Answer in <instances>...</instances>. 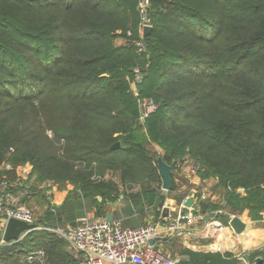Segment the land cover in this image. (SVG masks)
<instances>
[{
	"label": "trees",
	"instance_id": "obj_1",
	"mask_svg": "<svg viewBox=\"0 0 264 264\" xmlns=\"http://www.w3.org/2000/svg\"><path fill=\"white\" fill-rule=\"evenodd\" d=\"M141 1L0 0V175L30 164L36 182L68 190L48 211L58 227L83 202L105 213L122 195L159 219L158 159L172 166L169 193L192 160L203 181L218 179L231 212L263 220L264 0H149L146 37ZM143 98L159 106L146 120ZM38 251L33 264H79L44 231L0 246V264ZM181 253L182 264H239L229 252Z\"/></svg>",
	"mask_w": 264,
	"mask_h": 264
},
{
	"label": "crops",
	"instance_id": "obj_2",
	"mask_svg": "<svg viewBox=\"0 0 264 264\" xmlns=\"http://www.w3.org/2000/svg\"><path fill=\"white\" fill-rule=\"evenodd\" d=\"M157 149L161 151L159 147H157ZM187 167L190 170L188 174L187 171L184 173ZM4 169L5 166H2L1 170ZM25 170L31 171L32 166L30 164H26L22 167H17L16 175L10 177L12 182V197L19 201L20 204L31 208L34 211L37 221H42L44 222L42 224L52 226L50 223L52 220L49 219L50 214L48 211L50 209L57 210L63 206L68 195V190H61L58 185L51 181L38 183L35 181L34 176L24 177L22 176V172ZM5 175V173L1 174L0 178ZM178 177L182 179L181 182ZM107 178L119 181L118 174L108 173ZM197 178L200 177L196 172H194V162L192 160H186L180 166L175 179L180 185L178 192H184V194L186 193L188 196L183 199L182 202H175L174 199H169L170 202H165L160 218H167L163 216L164 209L167 207L169 208L171 215H178L180 213L193 210L200 211L205 214V219L198 223L189 225L183 230L182 234L177 236L170 235L162 237V239L157 242V245L173 253L180 261L184 259L181 250L189 248L202 252L219 251L223 254L227 252L233 253L238 258L239 264L256 262L258 258L251 260V254L264 248V219L260 221L251 220L249 218L248 209L239 213L231 212L226 201L222 203L206 202L216 204L218 205V208L207 209L205 211L201 207V201H205V197L202 198L200 196L204 191H202V188L212 185L210 189L213 186L217 189L218 179L210 178L202 181L201 184H198L196 181ZM186 185L188 188H186ZM68 189H72V186H68ZM197 189H199V191ZM121 197L126 200L124 195ZM190 198H193L194 202L191 206H186L185 202ZM89 203L91 204L90 210L86 206L87 204L89 205ZM140 207L142 206L133 208L132 203L128 200H126V202H108L106 204V212L102 213V210L92 202H83L80 207L77 206L75 209L73 219H67L65 224L66 226L59 225L58 227L65 228L84 217L91 219H107L108 214H112L114 220H120L125 227H139L153 222L154 220H158L155 219L153 209L150 205H144L143 209H140ZM234 216H239L243 221L250 225L252 227L251 230L245 231L241 234L236 233L230 225ZM70 252L80 264V255L72 250H70Z\"/></svg>",
	"mask_w": 264,
	"mask_h": 264
},
{
	"label": "built area",
	"instance_id": "obj_3",
	"mask_svg": "<svg viewBox=\"0 0 264 264\" xmlns=\"http://www.w3.org/2000/svg\"><path fill=\"white\" fill-rule=\"evenodd\" d=\"M148 6L149 0L141 1L140 9L143 14L144 26L149 25L147 18ZM137 44L140 47L143 46L139 42ZM136 71L139 73L137 79L140 82L142 76L139 70ZM140 102L143 120H146L159 107L152 98H143ZM5 169L11 170L12 167L7 165ZM194 172H196L195 169ZM30 175L31 171L25 170L22 172V176L24 177H29ZM196 181L198 184H201L203 180L197 178ZM161 189H164L163 186ZM11 190V180L6 175L1 176L0 246L12 243L5 242L3 234L8 220L16 218L36 224L32 232H51L64 238L70 250L80 255V264H182L173 253L161 248L157 245V242L165 236L182 234L183 230L189 225L205 219V214L202 212L189 210V212H183L178 215L170 214L165 219L159 218L139 227H125L120 220L109 221L106 218L91 219L88 217L81 218L75 224L65 228L53 227L39 224L34 211L15 200L12 197ZM201 197L206 198V195L202 192ZM28 234H23L17 242L22 241ZM41 255V251L25 253L24 259L28 264H33Z\"/></svg>",
	"mask_w": 264,
	"mask_h": 264
},
{
	"label": "water",
	"instance_id": "obj_4",
	"mask_svg": "<svg viewBox=\"0 0 264 264\" xmlns=\"http://www.w3.org/2000/svg\"><path fill=\"white\" fill-rule=\"evenodd\" d=\"M150 12V8H148V13ZM150 15L148 14V18ZM152 30V26L148 25L145 26L144 28V36L146 37L150 31ZM143 80V79H142ZM139 82V88L141 87V82ZM118 147H121V143L117 142L112 146V149H116ZM158 166H159V171L163 180V188L166 191H170L173 189V170L172 166L168 163H166L163 158L158 159ZM193 198H190L186 200L185 205L186 206H191L193 204ZM144 207H140V209H143ZM170 214L169 208H165L163 212L164 217H168ZM107 220L113 221L114 218L112 214L107 215ZM230 225L232 228L235 230L236 233L241 234L245 231L251 230V226L248 225L245 221H243L239 216H234V218L231 220ZM36 224L34 223H29L27 221H23L20 219L16 218H11L8 220L5 231L3 234V240L5 242H17L21 239L23 234H28L32 232L35 229ZM153 243V241H151ZM249 257V256H247ZM257 264H264V259L258 258L256 260Z\"/></svg>",
	"mask_w": 264,
	"mask_h": 264
},
{
	"label": "rangeland",
	"instance_id": "obj_5",
	"mask_svg": "<svg viewBox=\"0 0 264 264\" xmlns=\"http://www.w3.org/2000/svg\"><path fill=\"white\" fill-rule=\"evenodd\" d=\"M120 42H122V41H120ZM49 132H52V131H49ZM50 135L52 136L53 134L50 133ZM186 171H187V174L190 172L188 167L184 171V173H186ZM178 179L180 182L182 181V179L180 177H178ZM211 186L212 185H208L207 187L205 186L204 188H202V191L204 190L203 193L206 195L205 201L206 202H220V203L224 202L225 196H224L223 190L218 189V188L215 189L214 186L210 189ZM186 188H188L187 185H186ZM197 190L199 191V189H197ZM161 194L164 197L166 202H170L169 199H174L175 202H179V200H177V196L179 198H183V199H185L188 196V194H184V192L183 193H180V192L169 193V191H166L164 189H162ZM88 202H90V201H88ZM115 202H126V200L122 199V197H119ZM90 205H91L90 203H89V205L88 204L86 205L89 210L91 209ZM107 209H109V208H107ZM22 262L25 263L24 260H22ZM1 263H2V261H1Z\"/></svg>",
	"mask_w": 264,
	"mask_h": 264
}]
</instances>
